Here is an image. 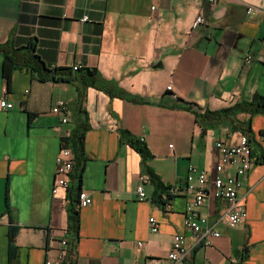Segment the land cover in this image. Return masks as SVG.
Returning a JSON list of instances; mask_svg holds the SVG:
<instances>
[{
	"label": "crops",
	"instance_id": "1",
	"mask_svg": "<svg viewBox=\"0 0 264 264\" xmlns=\"http://www.w3.org/2000/svg\"><path fill=\"white\" fill-rule=\"evenodd\" d=\"M199 14L205 21L193 28ZM0 44L5 47L0 48V99L14 103L11 109L0 106V264H45L64 234L69 258L82 264H171L175 233L192 244L184 225L194 196L187 190L189 165L212 175L220 159L215 140L236 143L241 134L252 151V166L240 177L239 189L247 218L230 225L224 218L227 201L215 197L210 184L199 210L220 235L195 247L192 257L194 264H264V113L198 121L193 111L219 110L264 94L259 59L264 0H0ZM30 44L51 68L97 67L106 79L147 100L88 87L85 160L73 169L68 188L56 193L62 138L84 118L77 107L81 81L42 80L17 66L8 89L6 52L21 63L26 50L18 49ZM58 99L68 103L67 122L52 111ZM124 128L153 156L144 162L122 140ZM149 169L164 183L163 192ZM234 171L226 166L224 174ZM140 174L148 175V198L142 200L136 191ZM81 191L91 195L90 205L78 206ZM73 207L79 210L77 236L66 232ZM151 216L160 223L155 233L149 229ZM11 225L18 226V252L10 262ZM138 240L145 246L138 247Z\"/></svg>",
	"mask_w": 264,
	"mask_h": 264
},
{
	"label": "built area",
	"instance_id": "2",
	"mask_svg": "<svg viewBox=\"0 0 264 264\" xmlns=\"http://www.w3.org/2000/svg\"><path fill=\"white\" fill-rule=\"evenodd\" d=\"M209 2H218L224 0H207ZM154 8V7H153ZM254 10L252 6L247 9L248 13ZM84 17L82 20H86ZM205 18L202 14L197 15L193 21L192 27L196 28L203 23ZM264 62V57H259ZM250 56L246 55L245 61L248 62ZM80 68L79 64L73 65V69ZM168 85V89H171ZM0 106L5 109L14 107V103L6 98L0 99ZM52 111L62 115V121H68L69 107L64 99H58L52 106ZM214 146L219 151L220 159L215 165V172L210 175L208 171L199 169L195 164H190L187 175V190L193 193V198L188 202L185 210L184 225L192 232V244L186 242V237L182 233H175L173 237L172 247L168 252V258L171 264H194L192 252L195 247L210 244L211 236H219L220 233L210 224L208 217L202 214L199 207L206 200V192L210 184L213 185V195L223 198L227 201V210L224 218L230 225L242 223L247 218V210L243 202V198L239 196L241 188V176L246 174L252 166V158L250 155V144L248 136L241 134L236 143H227L223 139H217ZM75 156L71 147L63 145L56 157V175L53 192L56 193L59 188H68L70 183V174L74 169ZM226 166H233L235 171L233 174H224ZM140 182L136 191L139 198H148L144 187V182L148 179V175L140 174ZM195 180L198 184L195 183ZM92 203L91 195L86 191L79 193V207H85ZM160 223L154 217L149 218V229L155 233L159 230ZM67 232V230H66ZM55 255H49L45 259V264H82L79 260H72L70 256L69 239L64 234L59 241ZM138 247H144L145 241L138 240ZM134 264H139L135 261Z\"/></svg>",
	"mask_w": 264,
	"mask_h": 264
},
{
	"label": "trees",
	"instance_id": "3",
	"mask_svg": "<svg viewBox=\"0 0 264 264\" xmlns=\"http://www.w3.org/2000/svg\"><path fill=\"white\" fill-rule=\"evenodd\" d=\"M0 48L5 50V47L0 44ZM25 49V54L21 63L17 62V56L14 53L6 52L4 59V68L3 74L7 82V88L11 87V74L14 68L17 66H25L32 72L33 75L38 77L39 79L46 80L51 79L53 81H63V82H72L75 79H80L81 86L78 89V111L84 113V118L81 119L74 129V131L66 137L62 138L63 145L69 146L74 151L75 156V167H79L83 165L85 160V136L86 132L90 127L89 123V115L87 110L85 109L84 103L86 100V93L88 87H95L105 91L111 96H119L122 98H126L135 102H146L147 100L142 97H137L125 89L120 87L117 83L106 79L103 77L102 73L99 71L97 67H85L78 68L76 70L73 67H49L46 65L44 60L40 57L39 54L36 53L33 45L23 46L18 50ZM184 108L192 110V106L190 104H183ZM196 118L199 120L203 118H214L217 116H225L227 118L232 117V115H237L238 113L246 112L250 114L255 113H264V94H256L252 99L249 100H240L231 104L227 107L221 108L219 110H208L206 109L204 112L193 110ZM121 138L128 142L132 147H134L143 157L144 162L153 156L150 149L147 145L139 138L134 137L129 130L122 129L121 130ZM250 155H252V151L250 148ZM150 176L158 186V188L163 192L165 190L164 183L161 181L160 177L157 176L152 170H148ZM169 196V194H168ZM159 200H162V195H159ZM78 203H79V195H78ZM79 210L75 207L70 209L69 213V226L68 233L73 235H78L79 231ZM18 232V226L11 225L8 233V243H9V261L11 262L18 252V245L16 244V235Z\"/></svg>",
	"mask_w": 264,
	"mask_h": 264
}]
</instances>
